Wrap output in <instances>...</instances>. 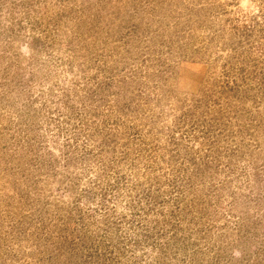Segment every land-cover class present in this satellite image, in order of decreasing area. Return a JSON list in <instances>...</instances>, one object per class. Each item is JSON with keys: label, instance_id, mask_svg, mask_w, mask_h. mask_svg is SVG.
Instances as JSON below:
<instances>
[{"label": "rangeland", "instance_id": "374dc122", "mask_svg": "<svg viewBox=\"0 0 264 264\" xmlns=\"http://www.w3.org/2000/svg\"><path fill=\"white\" fill-rule=\"evenodd\" d=\"M0 264H264V0H0Z\"/></svg>", "mask_w": 264, "mask_h": 264}]
</instances>
